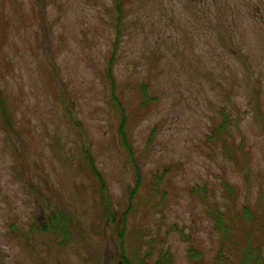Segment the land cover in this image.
Returning a JSON list of instances; mask_svg holds the SVG:
<instances>
[{"label":"rangeland","instance_id":"1","mask_svg":"<svg viewBox=\"0 0 264 264\" xmlns=\"http://www.w3.org/2000/svg\"><path fill=\"white\" fill-rule=\"evenodd\" d=\"M127 2L0 0V264H264V0Z\"/></svg>","mask_w":264,"mask_h":264},{"label":"trees","instance_id":"2","mask_svg":"<svg viewBox=\"0 0 264 264\" xmlns=\"http://www.w3.org/2000/svg\"><path fill=\"white\" fill-rule=\"evenodd\" d=\"M112 2H113V10L115 13V19H114V24H113L115 35H114V39H113V43H112V49L110 52V57L108 59L107 66H106V74H107L108 81L110 82V84L112 86L111 88L113 90L114 89L113 68H114L115 62L117 60L118 50H119L121 43L123 41V32H124L123 30H125V27H126V22H125L126 17H127V15H126L127 14V8L126 7H127L128 2H127V0H112ZM117 105H118L119 110H120V114H119L120 115V124L118 127V132H119V135H120L122 142L125 144V146H127L125 133H124L125 117H124L123 109H122L121 105L120 104H117ZM0 110L2 113H4V109L1 106V104H0ZM136 175L137 176L139 175V171H137V169H136ZM137 181H139L138 177H137ZM132 199L133 198L131 196V199H129V204H128L127 210L130 209ZM127 212L128 211H126V213L123 214L122 218L120 219V221H119L120 225H119L118 219L116 220L118 222L117 230H116L117 237H118V244L116 247H118L119 250H123L122 241H123L124 233H125ZM57 220L59 222H57ZM65 223H66V217L64 215H57L55 217H52L51 223L48 225H44L42 227V230H45V231L52 230L54 232V231L58 230L59 228H61L64 231L65 230V226H64ZM119 261H120V264H131L130 260L123 255L122 251L119 252ZM166 262H168V260Z\"/></svg>","mask_w":264,"mask_h":264}]
</instances>
